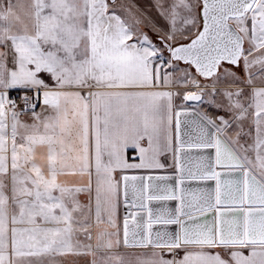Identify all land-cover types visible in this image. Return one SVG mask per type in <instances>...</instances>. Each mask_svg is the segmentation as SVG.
I'll list each match as a JSON object with an SVG mask.
<instances>
[{
  "label": "snow or ice",
  "instance_id": "snow-or-ice-1",
  "mask_svg": "<svg viewBox=\"0 0 264 264\" xmlns=\"http://www.w3.org/2000/svg\"><path fill=\"white\" fill-rule=\"evenodd\" d=\"M0 264H264V0H0Z\"/></svg>",
  "mask_w": 264,
  "mask_h": 264
}]
</instances>
